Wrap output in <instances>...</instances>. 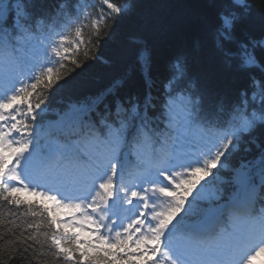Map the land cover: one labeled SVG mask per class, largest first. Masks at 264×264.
I'll return each instance as SVG.
<instances>
[{"label":"snow or ice","instance_id":"1","mask_svg":"<svg viewBox=\"0 0 264 264\" xmlns=\"http://www.w3.org/2000/svg\"><path fill=\"white\" fill-rule=\"evenodd\" d=\"M236 5L242 11L217 12L212 39L244 72L238 104L221 108L198 140L178 132L171 147L148 152L145 145L156 142L150 103H118L101 112L98 96L77 110L72 124H43L48 94L94 58L92 49L124 6L113 0L78 5L69 33L46 26L42 17L34 21L26 0H0V49L42 44L46 30L56 36L42 54H10L0 73V207L17 210L0 213V239L11 237L6 243L34 264H253L264 256V208L254 213L257 197L264 203V156L259 192L254 162L234 170L245 196L231 198L226 216L220 211L225 193L215 183L244 134L258 120L264 126V37L238 39L252 5L232 0ZM175 67L182 75L181 60ZM249 91L261 99L259 117L245 114ZM188 104L195 112L197 102ZM24 192L54 203L25 200Z\"/></svg>","mask_w":264,"mask_h":264},{"label":"trees","instance_id":"2","mask_svg":"<svg viewBox=\"0 0 264 264\" xmlns=\"http://www.w3.org/2000/svg\"><path fill=\"white\" fill-rule=\"evenodd\" d=\"M82 1L91 8L99 5V0H26L37 17L52 16L61 5L72 7ZM113 2L123 5L124 13L114 23L109 21L111 32L101 34L104 39L91 52L94 58L48 94L43 119L46 127H51L58 115L73 103L81 105L98 96L102 102L97 111L101 112L106 107L114 110L118 103L127 106L129 102L146 101L156 108L166 97L178 92H195L201 101L202 115L220 112L221 108L231 110L238 104L240 92L244 90V72L235 59L226 58L215 47L212 30L217 12L242 11L240 5L233 8L232 0ZM248 3L252 5V15L238 28L241 41L264 37V0H248ZM257 55H260L259 49ZM178 60L183 63L182 75L175 67ZM248 97V102L253 103L250 91ZM263 147L264 126L257 122L253 132L244 134L239 151L217 173L215 182L225 193L234 170L242 162L254 160ZM9 211L17 210L0 207V213ZM9 239L8 235L0 239V264H34L31 255L22 257L14 251L6 243Z\"/></svg>","mask_w":264,"mask_h":264}]
</instances>
